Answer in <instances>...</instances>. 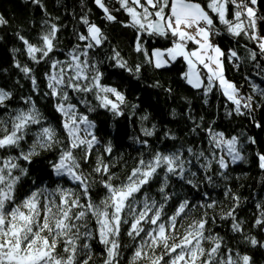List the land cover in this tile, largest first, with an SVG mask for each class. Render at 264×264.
Wrapping results in <instances>:
<instances>
[{"label":"snow or ice","instance_id":"1","mask_svg":"<svg viewBox=\"0 0 264 264\" xmlns=\"http://www.w3.org/2000/svg\"><path fill=\"white\" fill-rule=\"evenodd\" d=\"M32 2L43 7L41 0ZM94 2L103 10L107 21L120 22L123 27L135 30L134 50L144 56L143 64L130 67L113 48L112 55L107 57L113 68L139 79L144 65L164 69L182 62L185 67L180 70V78L193 89H203L207 96L218 88L234 104L236 114H245L241 108L252 110V97L241 96L239 87L225 75V61L239 67L238 52L226 51L221 47V40L225 35L232 38L243 35L255 41L259 54L264 56V36L257 30V19L264 20L256 15L258 0H117L119 7L112 10L104 0ZM121 10L128 16L127 22L118 21L113 15V11ZM81 21L86 32L76 34L78 43L67 51L64 60L55 57L61 51L58 36L61 25L45 20L35 42L17 33L28 61L49 65V71L44 74L49 91L44 95L53 99V107L60 114L64 140L37 107L32 95L20 97L23 106L14 108L10 105L13 91L0 86V264H98V260L99 264H121L124 250L131 246H122V228L134 245L129 264H253L250 255L241 254L229 247L225 237L213 234L209 224H215L216 217L210 216L208 209L215 208L216 201L198 203L185 197L168 210L177 195L170 190L172 179L199 189L198 174L192 170L193 161L203 169L202 182L212 184L214 175L228 179L225 172L229 161L215 150H226L231 163L243 160L240 151L243 146L239 145L237 136L228 137L210 126L204 129L208 135L207 154L205 150L194 151L191 147L154 150L147 138L157 134V127L144 124L149 120V114L145 113L140 117V131L145 139L137 138L144 151L127 175L121 178L112 171L115 164L105 162L101 155L96 156L92 172L85 173L83 165L92 158L94 149L99 151L97 145H101L96 123L89 114L101 108L113 116H123L127 97L118 87L102 82L105 74L100 64L103 61H97L94 54L107 41L103 29L87 16L81 17ZM6 23L0 16V25ZM152 39L167 40L168 45L149 51L145 45ZM13 51L21 52V49ZM250 57L256 60L257 53L251 51ZM14 67L31 82L33 93H38L35 68L15 58ZM257 87L253 85L254 89ZM260 94L264 95V90ZM89 95L97 102L95 105L88 99ZM81 105L86 111H80ZM132 107L135 109L138 105ZM198 127L196 124L192 131ZM164 136L176 139L170 132ZM250 140L255 143L254 139ZM56 148L59 154L49 166L56 177L66 178L71 186L57 181L54 188L37 185L24 191V178L29 176L25 165H31L43 152ZM103 148L105 155H112L111 141ZM257 156L259 167L264 169V154L257 153ZM201 159L205 163L201 164ZM213 161L221 171L210 175ZM92 173L101 179L97 182ZM157 179L160 180L156 189L159 199L149 191ZM97 183L104 190L99 200L94 198ZM232 200L233 205L219 218L231 221L232 233L240 234L238 244L264 248V240L245 234L244 223L237 215L240 197L233 194ZM198 207L200 217L185 226L184 221ZM257 208L252 227L264 231V207L257 205ZM93 241L103 245L102 259L94 258Z\"/></svg>","mask_w":264,"mask_h":264},{"label":"trees","instance_id":"2","mask_svg":"<svg viewBox=\"0 0 264 264\" xmlns=\"http://www.w3.org/2000/svg\"><path fill=\"white\" fill-rule=\"evenodd\" d=\"M104 2L110 10L119 7L117 0H104ZM41 4L43 7L33 3L32 0H0V16L7 21L6 24L0 25V86L13 91L14 99L10 102L11 107L23 106L20 97L32 95L37 102V107L58 129V135L64 140L60 114L53 107V99L44 95L49 91L44 76L49 71V65L47 62L32 64L28 61L23 54L24 46L17 38V33L35 42V37L41 31L45 20L61 25L58 33L61 51L55 53V57L64 60L67 51L78 43L76 34L86 32V26L82 23L81 17L87 16L90 22L100 26L107 36L103 48L97 49L94 54L97 61H103L100 64V70L105 74L102 82L124 91L127 105L123 109V116H113L110 111L101 108L89 114V118L96 123L95 131L101 140V145H97L99 151L94 149L92 158L83 165L85 173L92 172L96 164V156L101 155L105 162L115 164L112 171L119 174L121 178L127 175L135 166V159L141 151H144L143 146L137 143V138L145 139L140 131L142 124L140 117L145 113L149 114V120L144 124L148 127L155 124L157 127V134L147 138L154 150L159 148L161 151H175L191 147L194 151L205 150L207 154L208 135L204 129L210 126L215 131H223L228 137L237 136L239 145L243 146L240 151L244 159L235 163L229 162V168L225 172L228 179L214 175L212 184L202 182L203 169L193 161L192 170L198 174L199 189L194 190L181 181L172 179L170 190H174L177 195L170 202L168 210H171L177 200L185 197L198 203L216 201V207L208 209L209 215L216 217V223L209 224L213 234L218 233L225 237L229 247L238 249L241 254L250 255L253 264H264V248L238 244L240 234L232 233L231 221L219 218L233 205L232 195L235 194L240 197L237 215L238 219L244 223L245 234L264 240V231L252 227L259 211L257 205L264 207V169L259 167L257 156V153L264 154V95L260 94L261 90H264V56L259 54L257 43L243 35L239 38L225 35L221 40L222 48L226 51L235 49L240 57L238 68L234 63L225 61L226 77L239 87L241 96L252 97V110L241 108L245 114L240 115L233 111L234 104L228 101L218 88H214L212 93L205 96L203 89H193L182 80L180 70L185 67L182 62L164 69H154L144 65L139 79L128 72L113 68L111 62L107 60V57L112 55L113 48L120 52L121 57L127 60L130 67L143 64L144 56L134 50L135 30L123 27L120 22L107 21L103 10L95 4L94 0H41ZM255 7L257 17H264V0H258ZM113 15L117 16L118 21L127 22L129 19L123 10L118 13L113 11ZM257 30L259 35L264 36V20L258 19ZM167 45V40L152 39L145 46L151 51L153 48H164ZM14 49H21V52H14ZM251 51L257 53L256 60L251 59ZM14 58L22 64L29 63L35 68L38 93H33L31 82L14 67ZM257 65L260 67L258 68ZM157 83L159 86H155ZM253 85L258 87L254 89ZM168 89H171V92ZM88 99L93 105L97 103L90 95ZM72 102L77 103V100L73 99ZM133 105L138 107L133 109ZM80 111H86L83 105L80 106ZM229 112L232 114L229 115ZM196 124L200 127L193 132L192 129ZM165 132H170L176 139L165 138ZM250 138L254 139L255 143H252ZM109 141L113 147L111 156L105 155L103 148V145ZM31 142L29 138L28 143ZM215 151L218 155L223 153L221 149ZM58 154V148L51 152H43L31 165H25L29 169V176L24 178V191L37 185L54 188L57 181L66 187L71 186L66 178L56 177L49 166L50 161H55ZM77 154L83 155L80 152ZM187 155L185 151V156ZM21 163L24 162L21 161ZM200 163L203 164L205 161L201 159ZM219 171L221 170L213 161L212 171L209 174ZM92 177L97 182L101 179L95 173H92ZM32 181H35V185ZM159 186L160 180L157 179L149 188L150 194L157 199H159V193L156 189ZM228 189L231 191L225 196ZM204 193H207L206 197L203 196ZM103 194V188L97 183L94 198L99 200ZM200 215L201 209L198 207L184 221L185 226L191 220L198 219ZM121 244L122 246L131 245L124 250L121 261V264H129L134 245L124 234L123 228ZM93 252L94 258L102 259L103 245L93 241Z\"/></svg>","mask_w":264,"mask_h":264},{"label":"rangeland","instance_id":"3","mask_svg":"<svg viewBox=\"0 0 264 264\" xmlns=\"http://www.w3.org/2000/svg\"><path fill=\"white\" fill-rule=\"evenodd\" d=\"M257 21H258V19H257ZM242 103H243V101H242ZM222 152H223L222 155L225 157L226 161H229L230 162L231 158L227 156L226 150H222Z\"/></svg>","mask_w":264,"mask_h":264}]
</instances>
